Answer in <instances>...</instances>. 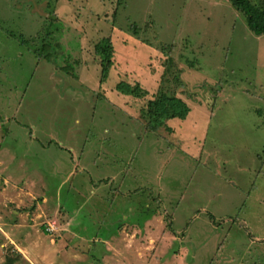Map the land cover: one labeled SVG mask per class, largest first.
Wrapping results in <instances>:
<instances>
[{"label":"rangeland","instance_id":"1","mask_svg":"<svg viewBox=\"0 0 264 264\" xmlns=\"http://www.w3.org/2000/svg\"><path fill=\"white\" fill-rule=\"evenodd\" d=\"M103 38L114 47L106 80L96 51ZM42 42L46 49L39 57L34 50ZM162 46L172 48L171 56L185 71L177 94L192 110L185 120H163L150 129L141 115L165 87L168 56ZM121 80L139 83L148 96L120 93ZM49 132L57 141L44 135ZM30 134L52 146L37 152L43 177L56 168L61 142L78 149L76 160L81 157L92 169L98 147L113 155L121 149L117 167L94 168L98 174H118L127 163L130 169L126 183L111 179L106 196L117 199L104 203L98 199L100 176L94 178L92 169L65 182L54 170L44 191L68 211L79 208L70 226L84 240L68 235L70 226L61 224L68 234L62 228L60 234L42 224L53 239L40 234L41 240L64 239L71 248L64 245L63 252L54 250L55 257L46 253L28 261L23 250L6 242L0 225V264L8 258L12 264H103L95 249L98 236H114L126 264H264V34L255 33L229 1L0 0V142L6 139L12 154L14 146L25 148ZM102 135L106 143H99ZM83 148L85 154L79 153ZM64 153L70 157L68 149ZM32 204L25 209L32 211ZM12 205L4 214H13ZM160 208L166 217H160L165 219L156 232V249L142 251L144 256L126 249L121 218V228L142 226L154 214L158 225ZM129 237L128 246L134 244ZM104 264H110L108 258Z\"/></svg>","mask_w":264,"mask_h":264},{"label":"crops","instance_id":"2","mask_svg":"<svg viewBox=\"0 0 264 264\" xmlns=\"http://www.w3.org/2000/svg\"><path fill=\"white\" fill-rule=\"evenodd\" d=\"M182 69V68H181ZM193 69V68H192ZM165 70V69H164ZM164 72V71H163ZM185 71H182V75ZM181 97V96H180ZM184 99V98H183ZM185 100V99H184ZM186 101V100H185ZM188 103V102H187ZM191 113V112H190ZM189 116V115H188ZM208 116V115H207ZM135 118V117H134ZM188 118V117H187ZM40 126V123L36 125ZM117 128V126H114ZM46 136H51V139L55 140V135H53L51 132L44 133ZM107 136L102 135L100 136L99 143H106ZM16 140V143L20 142L19 138H14ZM37 140V136L34 134L29 136L28 141H23L26 143L25 148L19 149L17 146H14V149L20 152V155H16V153L13 151L12 154L9 152V149L6 145H4L5 142H7L6 139L3 138V141L0 142V200L2 203L0 204V225L2 234L7 235L6 242L10 244H15L18 249L21 251H24L23 257L25 260L30 261L31 256L33 258H39L41 255H52L55 257L57 256L58 252H63L64 245L68 246V243H65L62 239L61 241H56L55 243H52V240L50 241H44L40 239V234L44 235V237L53 239V235L49 234L45 229H41V225L48 223L51 224L53 228L59 229L60 234L63 233L62 229L65 231V234H68L67 230L65 228H62L64 226H70V224L75 220L76 215L78 213V210L74 211H68L66 207H63L57 199H53V197H48L47 192L44 191L45 186H47L48 182L47 179L52 176L54 170L57 171L58 175L64 177L65 182L67 179H69L72 174L76 175L77 173H83V172H91L89 166H87V162L84 164L80 160H84L81 157H79V161H77V157L75 156L74 152L77 151L73 145L65 146L63 142L59 145V149H56L58 151L57 156H60L56 160V162L53 164L56 168L52 167L47 171V175L43 177L41 175V169H40V162L39 157L40 153L42 151H48L47 148L52 147L51 145H46L43 140ZM116 143L117 141H120V139H115ZM22 142V141H21ZM40 145V146H38ZM80 147V145H79ZM85 147V145H84ZM122 148V146H121ZM64 149H68L70 151V157L65 155ZM85 148L79 149V153L85 154ZM103 154H102V152ZM39 154H38V153ZM119 152H121V149H119L118 153H115L113 155L111 152H108V150L104 149V146L98 147V150L95 152V158L92 160L93 164V173L95 175L94 178H98L100 176L99 183L100 186L98 187V192L101 191L102 196H98V199L100 201L106 202L115 199L116 197H107V192L110 190L111 186V179L115 182L116 179H122V184L126 183L127 181V174L129 172L128 169H130V163H127L126 166H124V171L120 170L118 174H116V170L110 172L109 176H104L105 172L108 171L110 168H116L118 161L116 159H119ZM39 155V157L37 156ZM68 158L69 161H68ZM72 158V159H71ZM76 160V161H75ZM73 162V166L69 164L67 166V162ZM117 161V162H116ZM102 163V165H101ZM102 167L101 172L98 174V170ZM100 167V168H99ZM120 167H123L120 165ZM128 168V169H127ZM97 172V175L95 173ZM13 172H16V174H13ZM40 174V175H39ZM102 177V178H101ZM45 178V179H44ZM82 178L87 181V179L82 176ZM42 179V180H41ZM82 179V180H83ZM119 179V184H120ZM91 182L93 183L95 180L93 179V176L91 175ZM85 183V182H84ZM79 184H82V182L79 181ZM96 184V182H94ZM121 184V185H122ZM103 189V190H102ZM94 195L96 192V189L94 188ZM116 194L120 193L119 187L115 190ZM117 199V198H116ZM115 199V201H116ZM36 200V202H35ZM32 202V206L30 207L33 209L32 211H29L25 208H27L28 204ZM16 204L12 205L15 209L12 210L13 214L9 215L10 213L4 214L5 207L7 204ZM84 205V202H82ZM82 205V206H83ZM80 206V207H82ZM29 208V209H30ZM133 208V207H132ZM132 208L129 209V211H132ZM24 209V210H22ZM159 212V213H158ZM166 212L160 208V210L157 211L155 214V219L158 225H154L152 220L154 218L153 216H149V221L143 225V222L141 225H130L126 224L121 228L122 222L124 218H121L120 225H119V231H120V237L124 240V246L126 249H129V251H134L135 254H139V256L143 255L144 253L142 251L149 250L153 251L156 248L157 242L159 240V234L157 235L156 232H160L158 228L160 227L159 224H161V228L164 225V219H160V217H166ZM158 215V216H157ZM5 217V218H2ZM105 222V221H104ZM60 224V225H59ZM48 226V225H47ZM103 226H107L106 223H103ZM62 228V229H61ZM70 233L68 235H73L74 238L79 237L77 232H73L71 226L69 227ZM42 231V233L40 232ZM17 234V238L13 235ZM142 234V237H139V235ZM10 235V236H8ZM129 235L132 239H134V244L128 246L127 239L129 240ZM134 235V237H133ZM145 237V239H143ZM81 238V237H79ZM112 237H100L98 236L99 246L98 248V257L102 259V262L104 264L105 258H108V262L111 264V261L117 260H123V264L125 262L127 257H125L123 254H120L118 251V247H116L113 243ZM78 239V238H77ZM82 239V238H81ZM126 239V240H125ZM141 239L140 245L137 243L138 240ZM55 240V239H54ZM76 239L71 240V242H75ZM84 240V239H82ZM97 241L96 238L94 240ZM58 242V243H57ZM92 242V241H91ZM89 242V243H91ZM63 243V245H62ZM110 244V245H108ZM5 243H2L1 246H4ZM140 246V249H138V246ZM74 246V243L72 245V248ZM92 245H88L87 251L89 255L92 257L93 254L92 249L90 248ZM68 248H71V245L68 246ZM155 248V249H154ZM54 250L57 252L54 254ZM139 250V252H137ZM66 249H65V251ZM100 255V256H99ZM90 257V259H92ZM94 260H96L94 258ZM107 260V259H106Z\"/></svg>","mask_w":264,"mask_h":264},{"label":"trees","instance_id":"3","mask_svg":"<svg viewBox=\"0 0 264 264\" xmlns=\"http://www.w3.org/2000/svg\"><path fill=\"white\" fill-rule=\"evenodd\" d=\"M236 9L242 12L249 27L258 35L264 34V0H227ZM135 34H139V27H132ZM24 44H30L29 39L20 36ZM36 48V47H35ZM162 46L160 49L168 56L164 61V73L162 74V83L165 86L161 92L155 95V98L149 99L145 108L142 109V117L147 119L148 128H158L162 124L172 119L185 120L191 112L190 105L180 97L177 92L185 85L182 77V69L171 56L172 48ZM46 49V44L42 42L41 47L36 48L34 52L37 56H41ZM165 50V51H164ZM97 54L102 60V80L109 77L110 70L113 64L114 47L109 38H103L98 42L96 47ZM193 68L192 63H189ZM116 89L127 96H134L137 98H145L148 96V91L139 83L132 84L128 81L121 80L117 83ZM163 120H166L163 122ZM6 264H12L13 261L8 258Z\"/></svg>","mask_w":264,"mask_h":264}]
</instances>
